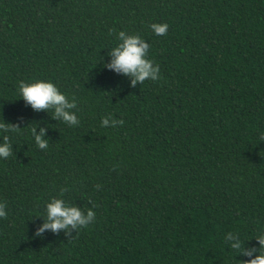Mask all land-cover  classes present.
<instances>
[{
  "label": "trees",
  "instance_id": "1",
  "mask_svg": "<svg viewBox=\"0 0 264 264\" xmlns=\"http://www.w3.org/2000/svg\"><path fill=\"white\" fill-rule=\"evenodd\" d=\"M152 23H166L154 35ZM159 66L135 86L108 70L116 32ZM52 82L79 124L35 111ZM111 114L119 121L102 127ZM0 264H240L264 231V0H0ZM44 129L39 149L30 129ZM95 221L37 229L49 199Z\"/></svg>",
  "mask_w": 264,
  "mask_h": 264
},
{
  "label": "clouds",
  "instance_id": "2",
  "mask_svg": "<svg viewBox=\"0 0 264 264\" xmlns=\"http://www.w3.org/2000/svg\"><path fill=\"white\" fill-rule=\"evenodd\" d=\"M149 29L154 35L163 36L166 34L168 25L166 23H152ZM118 41L110 49L109 61L105 67L117 74L130 78V85L143 83L145 80L155 81L159 76V66L148 58L149 43L139 34H128L125 31L116 32ZM19 98L26 105L35 111L52 110V118L69 125L79 124L76 112V101L69 100L50 81L35 80L30 83L21 81L18 85ZM119 121L112 119L111 114L102 117L100 124L102 127L115 126ZM20 128L16 125L5 123L0 120V132L13 133ZM32 139L39 149L48 147V140L44 137V129L36 131L34 127L30 129ZM13 154L9 136L3 135L0 138V159L8 158ZM6 215L5 205L0 203V217ZM95 221V212L92 209L81 210L80 207L70 205L62 199H49L45 205V220L37 229V232L50 230L53 233L57 230L82 229L90 226ZM225 240L231 241L228 247L238 253L249 256L247 260H241L240 264H264V231L255 237L259 254L253 256L251 252H244L239 239H234L230 233L225 234Z\"/></svg>",
  "mask_w": 264,
  "mask_h": 264
}]
</instances>
